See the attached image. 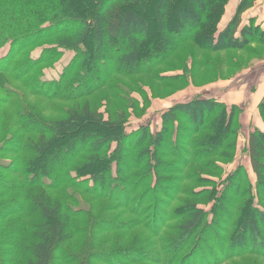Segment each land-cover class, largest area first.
Wrapping results in <instances>:
<instances>
[{
  "label": "trees",
  "instance_id": "16d2710c",
  "mask_svg": "<svg viewBox=\"0 0 264 264\" xmlns=\"http://www.w3.org/2000/svg\"><path fill=\"white\" fill-rule=\"evenodd\" d=\"M87 1L83 14L73 0H0V51L8 46L0 58V264L264 257V132L245 117L255 185L244 165L221 190L204 179L222 174L219 162L234 161L246 110L197 97L165 110L156 133L147 126L130 133L128 108L116 110L129 86L142 91L139 76L182 81L158 66L188 41L208 53L259 54L253 46L264 48V20L254 9L263 0H238L232 12V0H153L149 48L152 25L136 7L140 0ZM44 46L55 48L33 61L32 51ZM57 49L74 51V61L60 82L42 81L38 69L61 57ZM189 58L213 73L222 65ZM119 78L131 81L128 88L116 85ZM104 99L114 112L109 119ZM258 109L264 122V96ZM182 182L211 188L184 190ZM211 204L212 213L202 208Z\"/></svg>",
  "mask_w": 264,
  "mask_h": 264
},
{
  "label": "rangeland",
  "instance_id": "374dc122",
  "mask_svg": "<svg viewBox=\"0 0 264 264\" xmlns=\"http://www.w3.org/2000/svg\"><path fill=\"white\" fill-rule=\"evenodd\" d=\"M237 2V0H232L229 12H232L231 9ZM73 4L78 5V8L81 6V10H84L83 14L86 13L88 9L87 0H73ZM155 5V1L153 0H140L136 6L142 16L150 17L149 21L152 25V31L147 43L148 48L156 37V26L154 24L155 21L152 14ZM257 6L259 8V4ZM92 11L93 10L90 12ZM212 17L213 15L211 14V19ZM228 17L229 16H227V18ZM249 17L250 15H248V13L244 16L245 22L248 21ZM213 21L214 20L212 19V22ZM253 47L260 51L259 54L257 53L253 56L247 52L248 50L208 53L203 51L197 43L188 41L183 47L179 48L177 54L170 58L165 65L161 64V67L158 66V72L161 74L163 73L162 75L167 76L169 74L172 76L173 74H181L180 76L182 81L172 78L160 79L161 77L155 78L153 76H139L140 80L143 81L140 84V86H143V89L140 91L138 90L137 85L134 87L128 85L131 81L128 82L119 78L116 80V85L120 84L123 86L122 84H126L125 88H128L129 86V90H131V92L129 94V98L125 96L122 100H118L120 103L117 101L116 110L123 108L127 110L128 108L130 117L127 129L130 133L136 132L141 127L146 126L151 129L152 133H156L161 126V114L177 103L187 102L197 97H201L202 99L217 98L222 101H227L230 105L235 103L239 106V108L246 110V113H244V111V115L240 118L242 127L239 133L240 139L238 141L236 156L233 159L234 161L229 164L219 162L218 165L222 167V174L218 175L217 178L204 176V179L215 182L217 186L219 184L218 188L221 190L224 183H228V177L233 175L240 165H244L246 168L248 167L250 179L255 185L256 180L250 170L249 159L244 152L248 128H244L243 123L245 122V117H248V119H250L248 123H250L249 125L253 127L252 130L256 128L258 129V125L260 124L264 129V122L261 118L258 107H256L258 102L256 100L257 92L263 86L264 82V68L262 70L264 64L258 62V59L264 58V48L257 47L255 45ZM52 48H55V46L36 48L32 51L31 59L33 61H38L45 54V49ZM57 50V52L61 54V57H59L54 63L50 64L49 67L42 65L38 69L39 72H42V81L46 82L49 80L53 81V83L60 82L63 71L71 64L72 61H74L76 56L74 51L65 49ZM7 51L8 46L0 51V58L5 56ZM179 56L183 57L179 58ZM189 57H192L200 63H205L206 61H217L222 65L218 68L219 72L213 73L210 71L211 67L205 66L204 64H201V67L194 68L191 65V58ZM184 58L189 59L188 62L185 61ZM240 62L244 63L241 64ZM90 74H94V70L92 68H90ZM122 91L125 90H120V93L124 95ZM102 94L105 93H101L93 97L99 96L97 99H103L104 96ZM98 101L95 100L94 104H98ZM101 103V111L103 112L105 118L109 119L112 113L114 114L112 107L107 104L106 99L102 100ZM73 105V102L67 103L66 107H72ZM136 106L140 107V112L136 110ZM245 124L247 123L245 122ZM81 127H84V125H81ZM88 129L90 130V128L87 127V130ZM182 183L184 190H188L190 188L189 186L195 187L196 191H203L211 188V186H208L207 184H193L189 182ZM187 196L188 195H184L180 199L174 201V205H182ZM255 205H258L257 200L255 201ZM202 208H205L208 212L212 213V204L209 206H203ZM166 231L163 234L161 233L163 237H167L170 232V230ZM224 264H264V257H256L254 255L244 256L241 258H235Z\"/></svg>",
  "mask_w": 264,
  "mask_h": 264
},
{
  "label": "crops",
  "instance_id": "0c3cea01",
  "mask_svg": "<svg viewBox=\"0 0 264 264\" xmlns=\"http://www.w3.org/2000/svg\"><path fill=\"white\" fill-rule=\"evenodd\" d=\"M238 1V0H237ZM232 2V1H231ZM230 5H231V3L228 5V9H229V7H230ZM236 6H237V3H235V5H233V7H232V9H231V11H235V9H236ZM256 10V11H255ZM254 14L256 15V16H259L262 20H264V0L263 1H261L260 2V4H259V8H258V6H256V8L254 9ZM261 64H264V62H262ZM263 68H264V66L262 67V70H263ZM264 96V82H263V86L260 88V90L257 92V98H256V100L258 101L257 102V106L256 107H258V105H259V103H260V101L262 100V97ZM250 120V119H249ZM264 124V123H263ZM262 124V125H263ZM258 129H260L261 131H263L264 132V129L261 127V124L260 125H258Z\"/></svg>",
  "mask_w": 264,
  "mask_h": 264
}]
</instances>
